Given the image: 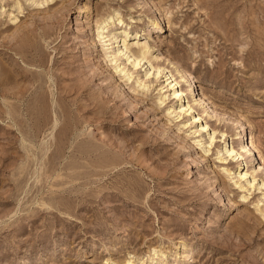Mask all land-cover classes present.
<instances>
[{
	"label": "rangeland",
	"instance_id": "rangeland-1",
	"mask_svg": "<svg viewBox=\"0 0 264 264\" xmlns=\"http://www.w3.org/2000/svg\"><path fill=\"white\" fill-rule=\"evenodd\" d=\"M263 183L264 0H0V264H264Z\"/></svg>",
	"mask_w": 264,
	"mask_h": 264
},
{
	"label": "bare ground",
	"instance_id": "bare-ground-1",
	"mask_svg": "<svg viewBox=\"0 0 264 264\" xmlns=\"http://www.w3.org/2000/svg\"><path fill=\"white\" fill-rule=\"evenodd\" d=\"M32 1H36V0H32ZM16 5H17L18 9L21 8V6L18 4V2H16ZM109 19H112V17H109ZM153 23L155 24V26H158L157 21L153 22ZM120 33L124 34L123 38H119ZM127 34H128L127 30H116V31H112L106 35V36H109V38L107 40L111 39L112 43L114 44V47L112 49V61L114 59L119 60V58H120V60L121 59L123 60L124 66L120 69V71L121 72L124 71V74L127 77V79H129V78L131 79L132 72L125 70V67L129 66V68L127 67V69H132V70H138L139 68L141 69V68L145 67L144 68V74H143L144 79L154 78V79H158V81H159V78L163 77L164 81L166 83L165 87L167 86L166 88H167V91L170 92V95L172 96L171 98L175 99L176 101H179V106L177 107V111H176L177 117L179 118L181 116V114H184V113L191 114V112H192L191 118H192L193 122L200 121V123H201L199 125V129H198L199 132H205V131L208 132L210 130L208 122L207 121L203 122L204 119L202 118L203 116H201L200 113H198V112L197 113L195 112L196 114L193 113V111L196 110L193 104L201 105L203 107V112H207L208 106L206 104L204 94L202 92L197 93L198 96L197 97L195 96L194 99L192 98L193 104L187 103L186 105H184L181 103L183 97H187V92H189L191 94L194 93L193 92V85L195 83H194V80L191 77L190 73L180 69L177 66H174L175 74H177L175 76V74H173L171 70H166L165 67H161L160 65L153 64L152 61H157L158 58L151 55V53H150L151 47L149 46L148 42L147 41L139 42L140 40L135 38L137 34H134L135 35L134 40H136V39L137 40L135 42L129 44V42H127ZM115 68H117V67H115ZM178 77H179V80H178ZM143 78L137 79L136 82L139 83L140 85L142 84L143 86H147L146 83L143 81ZM182 82L185 83V89H183L184 83H182ZM161 88H163V87H161ZM192 96H194V95L192 94ZM222 136H224L223 133L221 134V137ZM208 139H209V144L211 145L215 139V130H212L211 132H209ZM255 151H258L256 148V145L250 139V140L246 141V144L241 145L239 151L235 150L234 146H231L229 144H227V145L225 144L224 148H223V152H221L222 155L224 154V156L220 157V158L222 161L226 160L227 158H230L233 160L234 159L239 160L241 157H243V154H242L243 152H249L250 154H253V152H255ZM247 174L248 173H244L240 177L241 178L245 177ZM251 183H252L251 181L247 182V184H249V185ZM262 186H264V183L262 184ZM126 264H134V263H132L131 261H128Z\"/></svg>",
	"mask_w": 264,
	"mask_h": 264
}]
</instances>
